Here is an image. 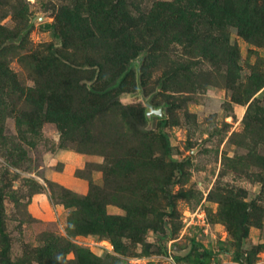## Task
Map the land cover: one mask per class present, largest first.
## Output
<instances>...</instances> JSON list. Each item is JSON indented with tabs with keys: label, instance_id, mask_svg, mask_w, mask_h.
Instances as JSON below:
<instances>
[{
	"label": "rangeland",
	"instance_id": "obj_1",
	"mask_svg": "<svg viewBox=\"0 0 264 264\" xmlns=\"http://www.w3.org/2000/svg\"><path fill=\"white\" fill-rule=\"evenodd\" d=\"M0 264H264V0H0Z\"/></svg>",
	"mask_w": 264,
	"mask_h": 264
},
{
	"label": "water",
	"instance_id": "obj_2",
	"mask_svg": "<svg viewBox=\"0 0 264 264\" xmlns=\"http://www.w3.org/2000/svg\"><path fill=\"white\" fill-rule=\"evenodd\" d=\"M48 17V13L47 12H37V13H33L30 17H29V22L28 24L22 28V30L19 32V34L16 37H9L5 40V42L3 43V45L1 46V48L3 46H6L10 43H19L23 36L33 27V25H35L36 23H40L44 20H46V18ZM152 114L158 115L160 117H163L165 115L164 113V108L163 107H158V108H153L152 106L150 107V110L148 112V117H150Z\"/></svg>",
	"mask_w": 264,
	"mask_h": 264
},
{
	"label": "trees",
	"instance_id": "obj_3",
	"mask_svg": "<svg viewBox=\"0 0 264 264\" xmlns=\"http://www.w3.org/2000/svg\"><path fill=\"white\" fill-rule=\"evenodd\" d=\"M44 27H45L46 29H51V28L53 27V25H52V24H45ZM148 118H149V117H148Z\"/></svg>",
	"mask_w": 264,
	"mask_h": 264
}]
</instances>
